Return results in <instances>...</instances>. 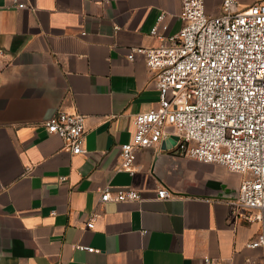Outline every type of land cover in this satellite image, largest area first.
<instances>
[{"label":"crops","instance_id":"0c3cea01","mask_svg":"<svg viewBox=\"0 0 264 264\" xmlns=\"http://www.w3.org/2000/svg\"><path fill=\"white\" fill-rule=\"evenodd\" d=\"M220 3L205 0L206 12ZM180 10L181 0H0V264H263L246 245L260 225L231 205L241 175L180 155L171 136L141 148L133 174L118 169L134 116L159 99L154 71L127 54L158 44L160 13V32L176 33ZM58 109L85 116L84 152L47 131ZM105 187L140 198L101 203ZM161 187L175 194L159 199Z\"/></svg>","mask_w":264,"mask_h":264},{"label":"built area","instance_id":"2783aa9c","mask_svg":"<svg viewBox=\"0 0 264 264\" xmlns=\"http://www.w3.org/2000/svg\"><path fill=\"white\" fill-rule=\"evenodd\" d=\"M179 17L180 29L165 36L160 32L167 29L165 13H160L150 29L158 44L129 49L127 59L142 55L154 71L159 99L134 116L132 137L119 148L118 169L133 174L141 148L176 135L180 155L241 175L231 205L241 209V219L260 225L246 245L262 249L264 264V0H221L216 15L206 12L205 0H181ZM44 124L72 153L85 151L84 115L58 109ZM173 195L165 187L157 190L159 199ZM139 198L136 189L100 191L101 203ZM96 216L91 214L87 227L93 228Z\"/></svg>","mask_w":264,"mask_h":264},{"label":"water","instance_id":"95a60500","mask_svg":"<svg viewBox=\"0 0 264 264\" xmlns=\"http://www.w3.org/2000/svg\"><path fill=\"white\" fill-rule=\"evenodd\" d=\"M57 110H55V111H53L51 114H49L45 119H44V121H46V120H48L49 118H51L52 117V115L56 112ZM178 139V137L176 136V135H172L169 139H167L166 141L167 142H171V143H175V140H177ZM162 142V141H161ZM160 142V143H161ZM173 194H175L173 191H171ZM238 192H239V186H238V188H237V190H236V193H235V195L233 196V197H231V200H235L236 198H237V196H238Z\"/></svg>","mask_w":264,"mask_h":264},{"label":"rangeland","instance_id":"374dc122","mask_svg":"<svg viewBox=\"0 0 264 264\" xmlns=\"http://www.w3.org/2000/svg\"><path fill=\"white\" fill-rule=\"evenodd\" d=\"M241 3H246V2H249L251 0H239Z\"/></svg>","mask_w":264,"mask_h":264}]
</instances>
